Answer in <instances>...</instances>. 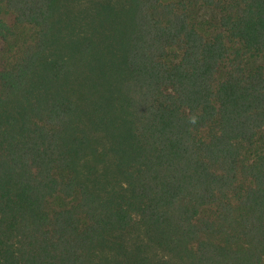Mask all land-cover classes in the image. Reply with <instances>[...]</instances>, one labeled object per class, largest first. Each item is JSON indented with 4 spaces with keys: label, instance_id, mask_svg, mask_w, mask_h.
Segmentation results:
<instances>
[{
    "label": "trees",
    "instance_id": "1",
    "mask_svg": "<svg viewBox=\"0 0 264 264\" xmlns=\"http://www.w3.org/2000/svg\"><path fill=\"white\" fill-rule=\"evenodd\" d=\"M262 54L264 0H0V264H264Z\"/></svg>",
    "mask_w": 264,
    "mask_h": 264
},
{
    "label": "rangeland",
    "instance_id": "2",
    "mask_svg": "<svg viewBox=\"0 0 264 264\" xmlns=\"http://www.w3.org/2000/svg\"><path fill=\"white\" fill-rule=\"evenodd\" d=\"M209 13L205 10V9H202L200 12H199V16L200 17H204V16H208ZM252 63H258V64H261L264 66V54H262L261 56H258V57H255V58H252L251 60Z\"/></svg>",
    "mask_w": 264,
    "mask_h": 264
}]
</instances>
